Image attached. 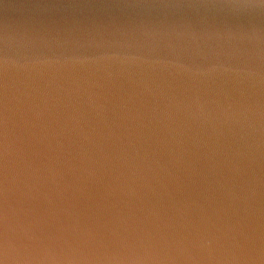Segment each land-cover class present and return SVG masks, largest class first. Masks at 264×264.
<instances>
[{"label": "water", "instance_id": "obj_1", "mask_svg": "<svg viewBox=\"0 0 264 264\" xmlns=\"http://www.w3.org/2000/svg\"><path fill=\"white\" fill-rule=\"evenodd\" d=\"M0 264H264V0H0Z\"/></svg>", "mask_w": 264, "mask_h": 264}]
</instances>
